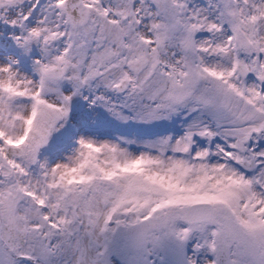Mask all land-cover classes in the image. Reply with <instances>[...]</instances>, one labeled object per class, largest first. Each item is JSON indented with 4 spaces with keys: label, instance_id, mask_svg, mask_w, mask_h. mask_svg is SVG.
Returning a JSON list of instances; mask_svg holds the SVG:
<instances>
[{
    "label": "snow or ice",
    "instance_id": "6c2138e0",
    "mask_svg": "<svg viewBox=\"0 0 264 264\" xmlns=\"http://www.w3.org/2000/svg\"><path fill=\"white\" fill-rule=\"evenodd\" d=\"M0 264H264V0H0Z\"/></svg>",
    "mask_w": 264,
    "mask_h": 264
},
{
    "label": "rangeland",
    "instance_id": "374dc122",
    "mask_svg": "<svg viewBox=\"0 0 264 264\" xmlns=\"http://www.w3.org/2000/svg\"><path fill=\"white\" fill-rule=\"evenodd\" d=\"M196 2H197V3H202V2H203V0H196Z\"/></svg>",
    "mask_w": 264,
    "mask_h": 264
}]
</instances>
